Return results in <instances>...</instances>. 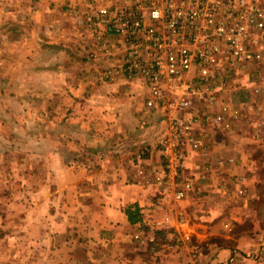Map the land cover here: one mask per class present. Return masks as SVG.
Returning a JSON list of instances; mask_svg holds the SVG:
<instances>
[{
    "label": "crops",
    "instance_id": "obj_1",
    "mask_svg": "<svg viewBox=\"0 0 264 264\" xmlns=\"http://www.w3.org/2000/svg\"><path fill=\"white\" fill-rule=\"evenodd\" d=\"M85 1L0 0V119L5 113L1 110L16 111L23 125L34 129L25 136L0 126V133L9 132L0 134V228L12 226L2 237L11 239L13 247L24 237L26 255L37 238L41 264H264V247L256 261L255 251L248 256L238 247L214 244L194 263L185 247L173 248L163 233L152 230L167 216L169 229L184 245L187 238L208 242L214 236L207 225L178 215L179 208L189 205L206 209V197L176 201L155 185L153 177L163 170V159L153 134L155 115L144 108L147 92L134 80L104 81L98 71L105 63L91 64L87 52L93 41L82 24ZM260 63L264 69V54ZM254 76L258 78L257 70L231 76L233 90L240 93ZM260 83L245 92L248 102L227 100L236 109L249 106L254 142L264 137V92H256ZM198 111L208 113L203 107ZM0 125L5 126L2 120ZM207 129L212 127L199 128L204 134ZM220 135L212 141L206 134L208 159L190 152L185 165L186 175L207 169L200 190L213 188L215 195L221 181L206 164L197 166V157L214 169L219 160L232 158L233 164L217 171L231 176L244 162L236 142L219 143ZM37 174L39 183L34 185ZM135 209L140 221L131 224L126 212ZM140 232L153 235L154 242L134 241Z\"/></svg>",
    "mask_w": 264,
    "mask_h": 264
},
{
    "label": "built area",
    "instance_id": "obj_2",
    "mask_svg": "<svg viewBox=\"0 0 264 264\" xmlns=\"http://www.w3.org/2000/svg\"><path fill=\"white\" fill-rule=\"evenodd\" d=\"M83 17L93 41L87 52L91 64L105 63L98 71L102 80L137 81L147 92L144 106L164 111L156 142L163 170L154 174L155 185L176 201L200 199L196 184L206 180L208 170L181 174L190 152L209 154L199 130L203 124L232 132L238 110L219 94L231 76L262 60L264 0H87ZM256 92H264V83ZM202 107L216 112L200 115ZM233 162L228 158L217 165ZM143 172L140 167L139 174ZM170 223L166 216L153 226L171 231ZM223 227L231 228L227 223ZM170 237L183 243L172 232ZM134 240L155 239L135 234ZM190 253L201 255V247H191Z\"/></svg>",
    "mask_w": 264,
    "mask_h": 264
},
{
    "label": "rangeland",
    "instance_id": "obj_3",
    "mask_svg": "<svg viewBox=\"0 0 264 264\" xmlns=\"http://www.w3.org/2000/svg\"><path fill=\"white\" fill-rule=\"evenodd\" d=\"M264 46L261 45V55L263 56ZM262 63L247 65L246 67H243L240 71L243 74V71H255L258 72V78L252 77L247 79L243 86V90H241L240 93H237L235 90H233V86L235 85L234 80L235 77H230L227 81V89H224L223 94H219L220 97L230 101H240V102H248L245 92H247L253 84H258L259 82L263 83L264 78L263 76V66H261ZM260 77V78H259ZM260 83V84H261ZM230 88V89H229ZM237 94H236V93ZM147 98V97H146ZM145 98V99H146ZM259 98V97H258ZM257 98V99H258ZM144 99V102H145ZM240 99V100H237ZM255 98V101L257 100ZM250 101V100H249ZM4 105H8V101L4 100ZM248 105V104H247ZM249 107V106H248ZM248 107L246 108V105H243L238 110V115L243 113V118L240 122H237L235 129L232 128V132L227 134L220 132L217 128L212 127V129H207L205 132L212 138L221 137L220 133L223 134V138L220 142H225L226 140L235 141L238 149L244 154V162L236 171L235 176L229 175V172L220 173L217 172L222 171L226 166H230L231 164L226 163L223 165V167H219V169L215 167H211L207 161L202 158V156L197 157V166L201 167L203 164H206L207 168H210L214 170V172L217 173V178L221 181L220 184H218V191L217 195L213 193V188L207 189L208 191L202 192L200 190L201 183L198 182L196 184L197 188L199 189V197L204 196L206 197V204L207 207L199 208L189 205V207L185 206V208H179V211L182 212V214H178L180 217L183 215H187L191 218V221L196 223V225H207L209 227V230L214 233V236L209 237L208 242L204 239L199 242L195 240H190L189 242L184 245L182 242H178L175 239H172L170 237L171 231H159V229L155 228L152 225V230L154 232L163 233L169 241L172 243V247L175 249L178 248H184L186 251L187 256H189L190 260L192 262H199L205 254L206 247L208 245H226L229 247H238L239 250L245 251L248 256H250V251H255L257 253V259L258 261V254L264 247V137L262 136L263 141L254 142V139L256 140L255 136H253V131H255V128L253 127V115L249 114ZM1 108V105H0ZM144 108H146L144 106ZM147 109V108H146ZM151 113H153L155 118V123L153 121V134L157 137L161 134L162 130H160V127H158L159 120L163 118L162 113L164 111L160 109L155 110H149ZM215 109H207L208 113H212ZM4 118L0 119L4 122L5 126L0 125L1 128L4 131H12L16 130L17 133L20 135H29L34 133L33 127H27V125H23L22 119L19 117V114H17L16 111H9V110H1V113L4 112ZM216 112V111H214ZM170 112H167L168 115ZM175 113H180L179 111H175ZM237 115V116H238ZM14 117V118H13ZM17 117L20 119L21 124H19V121ZM15 119V120H14ZM205 126L210 127L205 124ZM155 127V128H154ZM259 128V125L257 126ZM159 129V131H158ZM220 132V133H219ZM76 132H74L75 134ZM3 136H6L9 134V132H1L0 133ZM205 134V136H206ZM225 136V137H224ZM261 138V137H260ZM259 138V139H260ZM226 139V140H225ZM209 146V143H207ZM192 156L195 153H190ZM198 154V153H197ZM199 155V154H198ZM196 156V155H194ZM206 158L208 157L205 156ZM237 157V158H236ZM235 158L238 159L240 157V154H237ZM161 156V160H162ZM208 159V158H207ZM228 159V158H227ZM226 160V159H224ZM34 166V162H32ZM163 163V160H162ZM234 163V162H233ZM232 163V164H233ZM202 164V165H201ZM36 165V164H35ZM201 165V166H200ZM139 170V168H138ZM185 169L182 172V176H186ZM187 173V172H186ZM36 178L33 184L38 185L39 183V175H35ZM241 191L242 193L239 194L238 192ZM4 191H1V195H3ZM214 194V195H213ZM209 200V202H208ZM193 207V208H192ZM55 211V207L51 206V212ZM230 224V230H226L223 226L224 224ZM190 224V223H189ZM11 224L4 225L3 228H0V264H41L39 259V242L37 238H33L31 240V250L32 253L30 255L24 254L25 249H29L28 245L26 246L27 240L24 239V237L19 238L16 240L15 247H13V241L7 237H2L3 234L8 233L11 231ZM196 228V227H193ZM17 233L19 232L17 228H15ZM190 233V232H189ZM139 234L143 239L147 237H154L153 235L149 236H142L141 232L136 233ZM217 234L219 236H217ZM135 236V235H134ZM133 236V240H134ZM135 241V240H134ZM12 243V246H11ZM145 244V243H143ZM213 245V246H214ZM26 246V247H25ZM199 246L201 247V255H198L197 257L193 258V255L190 253L191 247ZM258 249V250H257ZM243 254V252H241ZM186 256V257H187Z\"/></svg>",
    "mask_w": 264,
    "mask_h": 264
},
{
    "label": "trees",
    "instance_id": "obj_4",
    "mask_svg": "<svg viewBox=\"0 0 264 264\" xmlns=\"http://www.w3.org/2000/svg\"><path fill=\"white\" fill-rule=\"evenodd\" d=\"M126 214H127L129 223L133 224V223L140 221V215L137 209H135L134 211L128 210Z\"/></svg>",
    "mask_w": 264,
    "mask_h": 264
}]
</instances>
